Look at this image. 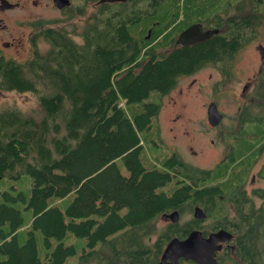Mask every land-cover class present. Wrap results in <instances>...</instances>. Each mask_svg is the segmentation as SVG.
<instances>
[{
    "label": "trees",
    "instance_id": "trees-1",
    "mask_svg": "<svg viewBox=\"0 0 264 264\" xmlns=\"http://www.w3.org/2000/svg\"><path fill=\"white\" fill-rule=\"evenodd\" d=\"M223 1L103 2L83 31L82 42L66 29L49 27L42 30L51 47L47 53H36L27 63L0 61V89L36 93L43 111L37 117L19 109L0 110V177L26 173L32 178L29 195L1 194L0 264H66L78 252L77 263L156 264L173 238L185 239L198 227L196 219L168 222L163 228L159 222L173 210L207 205L204 198L214 189L223 193L230 177L248 166L246 150L241 149L247 134L235 133L240 149L231 162L236 163L226 159L218 166L213 178L222 186L209 187L212 180L203 181V174L213 171L199 174L177 153L161 168L145 167L141 135L151 128L162 103L146 102L133 115L124 107L152 92L170 93L180 77L194 74L223 50L230 51L219 46V35L203 47L172 44L199 18L214 16ZM254 6L259 7L253 2ZM179 19L183 22L176 26ZM246 114L243 109L238 119L264 121L259 116L245 118ZM256 126L260 125L251 128ZM172 181L173 191H159ZM71 193L75 198L65 210L51 203ZM19 201L32 213L29 224L14 205ZM262 211L250 209L247 215L257 218L233 222L244 221L249 227L236 252L241 264H264ZM25 226L26 239L21 242L19 230ZM69 234L76 244L66 243Z\"/></svg>",
    "mask_w": 264,
    "mask_h": 264
},
{
    "label": "rangeland",
    "instance_id": "rangeland-1",
    "mask_svg": "<svg viewBox=\"0 0 264 264\" xmlns=\"http://www.w3.org/2000/svg\"><path fill=\"white\" fill-rule=\"evenodd\" d=\"M71 1L73 4L69 5L70 9L63 11L53 3V0H10L12 3L19 4V7L8 13L11 35H4V39L14 40L13 36H15L16 40L14 42L16 44L18 40H21V43H18L12 50L13 52L18 50V53L15 52L14 54L17 63H27L34 59L36 53L45 54L50 50V44L42 34V30H45V28L66 29L76 42H82L83 31L92 25L100 4L103 2L102 0H86L88 2L86 5L84 0ZM35 2L37 4H34ZM84 2L85 7L81 8L80 6L84 5ZM253 2L264 9V0L261 2L253 0ZM203 18H199V20ZM257 38L259 37L255 36L251 40H257ZM249 43L252 45L251 48L254 49L259 43L264 45V37L261 35L259 41H250ZM254 55L251 49L242 50L236 56V67L229 77H223L217 72L214 64L208 62L209 64L197 73L180 77L177 87L170 93L161 95L158 92H152L149 97L141 102L125 105L124 108L127 113L133 115L141 111L146 102L162 103L160 114L153 118L151 128L142 132L141 135L144 146L142 160L145 167L148 169L161 168L165 160L177 153L198 172L212 170L211 175L203 174V181L207 182L213 180L217 167H223L224 163H227L226 159L230 160V164L236 163L231 162L233 158H237L239 145L235 133L248 134L251 125H254L252 122H246L240 126V123L237 122L240 111L247 110L245 118L259 116L257 119L264 120V78H260V82L257 83L260 99L257 93L249 91L247 86V77L251 76L258 66ZM253 96L254 101L250 102ZM212 103L217 104L219 112L223 115L222 121L216 126L209 121L208 111ZM5 109H19L33 116H43L38 96L34 92L0 89V110ZM241 146L243 147L244 143ZM227 152L228 156L221 161L224 158V153ZM263 162V158H258L252 166V170L257 171ZM220 163L223 165H219ZM247 163L246 161V166ZM122 171L125 175L128 174L124 167H122ZM200 172L199 174H201ZM173 183L174 181L160 186L159 191H171ZM213 185L211 184V186ZM261 185L263 183L258 181L257 187ZM31 187L32 178L29 174H22L19 178L9 175L1 176L0 198L3 199L1 194L6 191L13 194L24 192L29 195ZM247 187L248 190L251 188L249 181ZM74 198L75 193H71L61 200L52 198L51 203L58 204L61 209L65 210ZM254 200L255 207L262 204L260 199L254 198ZM26 204L19 201L14 205L23 211L26 223L29 224L32 220V213L30 210L25 209ZM192 207L193 205H189L180 211L179 220L181 224L194 219ZM223 209V214H227L230 218L234 216L235 213L230 201L223 203ZM168 222H172V220L170 218L166 221L161 220L159 227L163 228ZM207 224L212 225L210 221ZM26 230L27 226L19 230L21 242L26 239ZM156 237L157 235H154L153 240ZM38 239L39 249L43 254L41 232H38ZM66 243L76 244V237L69 234ZM77 254L71 257V260L66 264L77 263ZM92 263L88 261L81 262V264Z\"/></svg>",
    "mask_w": 264,
    "mask_h": 264
},
{
    "label": "flooded vegetation",
    "instance_id": "flooded-vegetation-1",
    "mask_svg": "<svg viewBox=\"0 0 264 264\" xmlns=\"http://www.w3.org/2000/svg\"><path fill=\"white\" fill-rule=\"evenodd\" d=\"M132 1L133 0H130L125 3H130ZM59 2V0H53V3L58 6ZM240 2H243V4L239 5ZM34 4H37V2H35ZM71 4H73L72 1ZM222 4L223 7L217 12L213 13L214 16L204 17L202 20L194 22L202 23L205 30H218V33L205 42L183 46L197 45L203 47L202 45L205 43H212L214 41H212V39H214L216 36L219 35L220 37H222V39L218 40L219 46L228 47L230 51L225 52L223 48L219 47L217 51L221 52L223 50V53L216 55L213 60H209L212 61L209 63L214 64L217 72H219L223 77H229L231 74H233L236 67V56H238V54L242 52V50L246 51L247 49H251L253 55L255 54L254 56L257 57H255V59L256 63H258V66L257 68H255L256 63L253 65L255 71L251 76L247 77V86L249 88V91L251 90L252 93L254 92L258 95L259 87H257V83L260 82V78H264V45L262 43H259L254 47V49H252V45L249 42L259 41L261 35H263L264 37V9H262L260 6L252 7L251 0H224ZM18 7L19 4L12 3L10 2V0H0V61L3 63L12 61L16 62V57L14 54L15 52L18 53V50H15V52H13L12 50L18 45V43H21V40H18L16 44L14 42V40H16L15 36H13L14 40H9L4 39V35H11L10 26L8 23L10 16L8 13L9 11ZM61 9L63 11H67L70 9V7L68 5ZM169 18L166 17V19ZM181 22L183 21L179 19L176 23V26L180 25ZM178 36L172 40V44L176 43L177 45H181L177 43ZM255 36H258L259 38H257V40H251V38ZM254 96L250 99V102L254 101ZM237 122H239L240 124L242 122H252L255 125H260L256 126V128H250V133H248L244 139V148L241 146V149L246 150V152L244 153H246L245 156L248 159L247 168L243 169V173L238 174L235 177H230L226 184L227 189L225 187L222 188V191H224L223 193L214 189L215 192H213L211 196H207V198H204V201L207 202V205L205 204V202L204 204H191L193 205V212L196 206H200L205 210L207 216L204 220H200L198 223V227L190 230V233L193 230H200L202 231L204 237H210L212 233L218 232L220 230H225L232 235L231 240L219 242V245H221V249L217 251L216 255V259L219 264H241L239 257L236 255V252L242 239V235H247L246 233L249 230V227L246 226L244 221H239L235 225L233 224V222L236 219L240 218H257L258 215H253L252 213L247 215V213H249L248 210L251 209L252 212L253 208H261L263 211L262 214H260L259 218H264V162L257 171L252 170V166L258 158L264 159V121L252 119H237ZM231 151L233 152V150ZM226 156H228V152L226 154L224 153V158L222 157L223 159L221 161H223ZM248 181L251 187L249 190L247 187ZM258 181L263 183V185L257 187ZM218 183L219 182L215 181V179L213 178L212 182H209L206 185L209 187H212L211 184H214L213 187H219V185L222 186ZM254 198H258L261 200L262 204L259 207H255L256 203ZM226 201H230L231 206L234 210L235 214L234 216H232V218H230L227 214H223V203ZM242 206L243 210L240 213ZM194 219H196L195 216ZM208 221H210L212 225H208ZM234 227H236L238 231H235ZM162 256L163 253L160 255V259ZM180 262L181 264H196L194 260L185 258H181Z\"/></svg>",
    "mask_w": 264,
    "mask_h": 264
},
{
    "label": "water",
    "instance_id": "water-1",
    "mask_svg": "<svg viewBox=\"0 0 264 264\" xmlns=\"http://www.w3.org/2000/svg\"><path fill=\"white\" fill-rule=\"evenodd\" d=\"M59 7L64 8L71 4V0H59ZM127 2L130 0H102V2ZM218 33V30H205L202 23H195L183 30L177 39V43L181 45L195 44L205 42ZM209 121L212 125H218L223 115L219 112L216 103H212L208 111ZM165 216L173 222H178L180 218L179 210L166 213ZM194 216L198 220H204L207 216L205 210L196 206ZM232 235L220 230L212 233L210 237H204L202 231L193 230L185 239L178 237L173 238L165 247L163 256L156 264H181L180 259H192L196 264H219L216 255L221 249L219 242L231 240Z\"/></svg>",
    "mask_w": 264,
    "mask_h": 264
}]
</instances>
